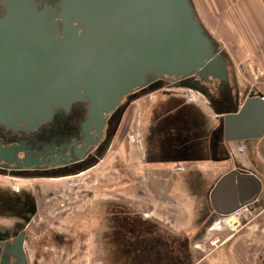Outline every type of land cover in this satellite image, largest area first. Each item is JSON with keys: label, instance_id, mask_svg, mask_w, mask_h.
<instances>
[{"label": "water", "instance_id": "water-1", "mask_svg": "<svg viewBox=\"0 0 264 264\" xmlns=\"http://www.w3.org/2000/svg\"><path fill=\"white\" fill-rule=\"evenodd\" d=\"M153 74L176 79L192 74L197 85L229 80L227 59L215 49L190 0H62L58 11L35 0H0V127L33 131L78 101L87 104V122L102 126L104 115L123 97L141 92ZM262 98L250 94L234 113L217 112L224 115L226 142L261 138ZM18 151L0 148V163L19 162ZM0 174L18 176L7 169ZM252 180L231 173L219 181L210 201L220 217L251 202ZM23 236L17 264H28Z\"/></svg>", "mask_w": 264, "mask_h": 264}, {"label": "rangeland", "instance_id": "rangeland-1", "mask_svg": "<svg viewBox=\"0 0 264 264\" xmlns=\"http://www.w3.org/2000/svg\"><path fill=\"white\" fill-rule=\"evenodd\" d=\"M195 1L199 6L200 16L193 7L196 17L215 49L223 50V57L227 59L230 73L233 67L237 68V71L238 69L242 71L238 73L239 81H235V85L239 83L240 86L245 85L250 90L253 86L259 87L262 77L257 72L252 57L243 54L240 46L229 40L219 28L221 26H216L198 0ZM190 2L193 6L192 0ZM150 91L152 90H144L138 98L132 100L133 103L122 117L106 159L91 171L83 175L31 180L0 174V195L9 196L4 192L10 190L14 184L19 190L16 193H29L35 197L38 212L28 229L25 245L30 264H108L109 262L105 263L104 258L109 260L111 248L105 246L107 244L100 235L102 229H110L109 219L113 215L115 217L132 214L135 218L138 217L154 225L151 227L154 234H163L170 239L172 250L168 257L177 263H179L180 251L176 246L179 243L185 242L190 246L189 251L195 257L191 263L207 264L204 259L207 256L211 257L215 250L220 249L224 239L227 243L240 233L233 232L232 235L231 232L225 231L219 235L221 232L213 234L212 230L211 233L203 230L195 236L196 229L194 230L192 225L193 214L191 215L189 211L185 212L184 209L189 208L188 201L172 199L173 197L169 195L162 200L150 197L151 194L164 192L182 193L186 196V192H189L186 186L172 180L173 177L175 179L176 174L171 167L157 172H149L143 167L147 162L143 160L144 150L141 142L142 135L147 133L150 118L147 115L150 109L149 103L162 97L161 91L145 96ZM171 92L184 96L192 93L177 89H172ZM127 96L123 97L120 107L130 102L131 93ZM126 153L131 160L130 163L126 161ZM155 180L165 185L160 183L158 185L154 183ZM254 208L258 211L254 213L255 217L248 219L249 222L243 230L255 226L259 220L264 223V201ZM258 214L260 216H257ZM2 224L8 226L10 222ZM259 230L264 233V226ZM113 235H117L116 232ZM120 237L121 234L117 239L120 240ZM195 237L198 240L192 244V239ZM215 238H218L219 242L211 246L210 241ZM114 240L117 241L116 238ZM111 245L113 246L114 243Z\"/></svg>", "mask_w": 264, "mask_h": 264}, {"label": "crops", "instance_id": "crops-1", "mask_svg": "<svg viewBox=\"0 0 264 264\" xmlns=\"http://www.w3.org/2000/svg\"><path fill=\"white\" fill-rule=\"evenodd\" d=\"M192 2L193 7L196 9V14L199 16V6L195 0H192ZM198 2L213 19L212 21L216 23V26H221L219 28L222 29L223 34L229 40L237 43L243 51V54L252 57L255 68L262 77L259 82L261 85L259 87L253 86L251 90L245 85L240 86L239 83L237 84L236 87L239 94L236 98V103L230 106L227 111V113H234V110H239L240 106L250 94L255 95L260 93L264 98V0H198ZM228 72L230 73L229 70ZM238 73H242V71L240 69L237 71V68L233 67L229 74L230 80L233 81L232 84L234 85L235 81H239ZM199 101L197 104H193V110L189 111V113L185 112V110L176 120L180 125H183L187 120L190 124L188 129L181 128L179 130L181 133L177 136V142L180 150L182 149V145L186 144V139H188L193 161L188 166L182 164L170 166L172 171H174L173 173L176 174L175 179L173 177L172 180L186 186L189 192H186V196L182 193L172 194L165 192L151 194L149 196L153 199L162 200L164 199L163 197L169 195V197H173L172 199L188 201L189 208L187 209L185 207L184 209L185 212L189 211L191 215L193 214L192 225H194V230L196 229L195 236L203 230H207V233H211L212 230L213 234L221 232L219 235H222L225 232L222 227L223 217H220L212 207L210 195L214 192L220 180L231 173H236L239 176L252 178V181L256 184L252 200L247 205L253 209V207L261 204V201H264V134L259 139L226 142L223 133L224 115L222 113L218 114V111L214 109L208 110L200 99ZM166 102L165 97H161L149 103L150 109L147 115L150 118L147 127L154 126L158 122L159 119H156L155 116L164 114L165 109L170 105ZM262 102L264 103L263 100ZM126 161L128 163L131 161L128 156ZM145 162L147 164H144L143 167L147 168L149 172L170 169L169 166L162 164L158 165L150 161ZM177 168L180 170L177 171ZM153 177H156V175ZM154 183L158 185L163 184V182L156 180ZM218 201H220V196L218 197ZM219 206L217 204L216 208L218 209ZM256 210L255 208L253 209L254 213H257L258 210ZM113 216L110 218V220H113L110 223V232H116L117 234L113 239L119 238V235L123 233L121 232L119 234L122 226L117 219L124 217L127 220L125 222L131 225V227L128 225L126 228L124 240L121 242L117 239L115 242L114 248L116 250L124 248L123 246L125 245V249L127 250L130 245L137 246L138 244L141 245L155 239V236L149 235V237L146 234V228L151 227L147 221L139 220L138 217L130 219V217H134L132 214ZM141 221L142 224L137 225V222ZM262 226H264L263 221H257L255 226L242 230L226 244L222 245L220 249L215 250V253H212L213 255L211 257L207 256L204 260L207 261V264H264V233L259 230ZM130 230L132 233H129ZM104 231L105 229L101 230V238ZM153 233L154 230L151 232V235ZM190 234L192 238L193 233L191 232ZM197 240L196 237L192 239V244H195ZM176 247L180 251V256L178 258L179 263L176 262L175 264H190L195 260V257L189 251L190 246L185 242L179 243ZM140 249L142 247L139 248L138 255ZM104 251L105 249L103 247ZM130 255L125 252L123 257L124 261L118 258L115 263L137 264L132 260L133 255ZM104 259L105 263H107L106 258ZM109 264H112L111 257L109 258Z\"/></svg>", "mask_w": 264, "mask_h": 264}, {"label": "flooded vegetation", "instance_id": "flooded-vegetation-1", "mask_svg": "<svg viewBox=\"0 0 264 264\" xmlns=\"http://www.w3.org/2000/svg\"><path fill=\"white\" fill-rule=\"evenodd\" d=\"M35 1L40 4L41 8L47 6L58 11L59 2L62 0ZM197 79V76L192 74L179 79L167 76L158 77L153 74L147 76L145 85L141 87V92L131 93V96H135L142 93L143 90L151 88L152 91L145 96L161 91L162 97L167 100L166 103L170 104L164 114L155 116L156 119H159L158 122L154 126L147 127V133L142 135L144 161L169 167L181 164L188 166L193 161L188 139L180 150L177 142V136L181 133L179 130L181 128L188 129L190 124L187 120L183 125H180L176 120L185 110L187 113L193 110L194 105L188 102L186 95L173 94L172 89L196 94V97L205 104V108L208 110L227 111L230 106L236 103L239 92L236 85L232 84L230 75L229 80L225 83L216 80L209 84L197 85L195 83ZM132 103L121 107L119 105L114 112L105 114L102 126L98 122H87V104L78 101L67 111L57 110L49 122L41 124L33 131H12L0 127V148L16 146L19 150L17 152L19 162H14L10 166L0 163V169L14 171L18 173V176L29 180L83 175L104 162L117 135L119 126L117 130L115 128L119 112L123 110L124 115ZM179 170L177 168V171ZM4 193H9V196L0 195V261L4 263L5 257H9L8 264L18 263L17 258L21 254L18 238L24 234L22 252L27 263L30 264L25 245L28 229L38 212L35 197L29 193L27 195L26 193L19 194L10 190H6ZM8 199L10 201L6 204ZM33 204L36 212L31 216L29 212L34 209ZM24 217L29 218L30 221L26 223L23 220ZM5 222H10V225L2 224ZM113 234L111 244H115L113 239L115 235ZM148 243L149 241L145 243L146 246ZM160 243L157 242L158 245L155 243L150 248L155 260L162 259L163 264H175L171 258L166 259V253H162L163 244L160 245ZM114 247L115 245L111 247L112 264H116L115 262L118 260L117 250ZM147 251L149 250L147 249Z\"/></svg>", "mask_w": 264, "mask_h": 264}, {"label": "trees", "instance_id": "trees-1", "mask_svg": "<svg viewBox=\"0 0 264 264\" xmlns=\"http://www.w3.org/2000/svg\"><path fill=\"white\" fill-rule=\"evenodd\" d=\"M130 219H135V217H130ZM117 220H119L120 221V224H121V226H122V228L120 229V231L121 232H123L122 234H121V238H120V241L122 242V240H124V237H125V235H126V228H127V226L128 225H130V224H127L125 221H127L126 220V218H120V219H117ZM139 220H140V218H139ZM109 221L110 222H112L113 220L111 219H109ZM146 223V222H145ZM139 224H142V221L141 222H137V225H139ZM151 227H153L154 225H150ZM130 227H131V225H130ZM151 227H147L146 228V234L149 236H157V237H155V239L154 240H151V241H149V243L147 244V246H146V244L144 243V244H138L137 246H131L130 245V247L126 250L125 249V247H126V245L125 246H123L124 248H119L117 251H118V258H121L122 259V261H124V259H123V257H124V254H125V252L128 254V255H130V254H132L133 255V261L135 262V263H137V264H163V260L162 259H158V260H155V256L153 255V252H151L152 251V249H150L155 243L157 244V242H161L160 243V245L161 244H163V252L162 253H166V259L168 258L169 259V254H170V251L172 250L171 249V244H170V239L169 238H167L166 236H164L163 234H160V235H158V234H152L151 235V232L153 231L152 229H151ZM129 233H132V231L130 230L129 231ZM113 234V233H112ZM112 234H111V232H110V229H105V231H104V233H103V235H102V240H103V242L104 243H106L107 245H105V246H107L108 248H111L112 247V245H111V241H113L112 240ZM119 234H120V232H119ZM149 236V237H150ZM126 239V238H125ZM158 245V244H157ZM145 246H146V248H145ZM142 247V249H140V251H139V255H138V250H139V248H141ZM145 249H146V252H145ZM147 249L149 250V251H147ZM134 253V254H133ZM131 256V255H130ZM108 258H110V256H108ZM121 259H119V260H121ZM109 262V260L107 261V263ZM173 262L174 263H176V261H174L173 260ZM109 264V263H108ZM118 264H125L124 262H118ZM173 264V263H172Z\"/></svg>", "mask_w": 264, "mask_h": 264}, {"label": "built area", "instance_id": "built-area-1", "mask_svg": "<svg viewBox=\"0 0 264 264\" xmlns=\"http://www.w3.org/2000/svg\"><path fill=\"white\" fill-rule=\"evenodd\" d=\"M187 100L189 103H194V104L200 102L199 99L195 96V94H190L189 96H187ZM262 100L264 101V98H262ZM10 191H14L16 193L19 190L18 187L13 184ZM251 217H255L254 211L251 209V206L249 205L241 206L238 209H236L234 212L225 216L222 219V227L225 231H229L233 235V232L234 233L241 232L243 228L246 227L247 225L246 223L249 222L248 219ZM218 242L219 239L215 238L210 241V245L214 246ZM225 243H226V239L223 240L221 245H224Z\"/></svg>", "mask_w": 264, "mask_h": 264}]
</instances>
